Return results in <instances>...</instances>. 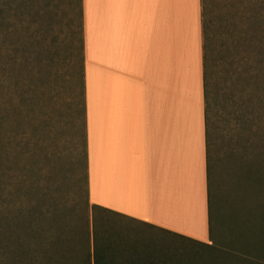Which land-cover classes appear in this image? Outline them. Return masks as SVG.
<instances>
[{
	"label": "rangeland",
	"instance_id": "374dc122",
	"mask_svg": "<svg viewBox=\"0 0 264 264\" xmlns=\"http://www.w3.org/2000/svg\"><path fill=\"white\" fill-rule=\"evenodd\" d=\"M5 2L4 207L31 250L55 240L59 264H87L100 225L88 204L81 0ZM202 5L212 236L240 259L264 263V0Z\"/></svg>",
	"mask_w": 264,
	"mask_h": 264
},
{
	"label": "crops",
	"instance_id": "0c3cea01",
	"mask_svg": "<svg viewBox=\"0 0 264 264\" xmlns=\"http://www.w3.org/2000/svg\"><path fill=\"white\" fill-rule=\"evenodd\" d=\"M81 7L97 264H207L220 244L209 225L202 0Z\"/></svg>",
	"mask_w": 264,
	"mask_h": 264
},
{
	"label": "trees",
	"instance_id": "16d2710c",
	"mask_svg": "<svg viewBox=\"0 0 264 264\" xmlns=\"http://www.w3.org/2000/svg\"><path fill=\"white\" fill-rule=\"evenodd\" d=\"M6 0H0V14L8 3ZM5 10V9H4ZM4 12V11H3ZM2 28V26H0ZM204 30V26H203ZM5 45V44H4ZM205 45V44H204ZM205 49V46H204ZM205 52V51H204ZM1 56V48H0ZM205 62V118H206V132H207V156H208V180L210 184V156H209V92L207 84V65H206V54L204 57ZM245 123H249L248 121ZM6 185L0 184V264H59L57 243L55 240L47 241L45 243H38L36 250H31V243L28 242L27 237L24 238L20 235L18 227L12 226L16 219L10 220L5 209L6 196ZM89 204V199H88ZM209 204H210V185H209ZM90 206V205H89ZM96 206H93V212L96 214ZM12 221V222H11ZM96 221V220H95ZM12 223V224H11ZM99 223V221H98ZM209 225L212 234L211 224V210L209 211ZM57 236V226H55ZM213 237V236H212ZM220 244V243H219ZM97 245L94 243V250L91 253L89 251L87 264H92V259H95L97 264ZM217 250L211 253L208 257L207 264H264L261 262L253 261L248 258H241L234 252H227L221 244L218 245Z\"/></svg>",
	"mask_w": 264,
	"mask_h": 264
}]
</instances>
